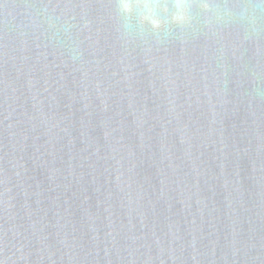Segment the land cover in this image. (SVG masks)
<instances>
[{
  "label": "water",
  "instance_id": "water-1",
  "mask_svg": "<svg viewBox=\"0 0 264 264\" xmlns=\"http://www.w3.org/2000/svg\"><path fill=\"white\" fill-rule=\"evenodd\" d=\"M0 0V264H264V0Z\"/></svg>",
  "mask_w": 264,
  "mask_h": 264
},
{
  "label": "snow or ice",
  "instance_id": "snow-or-ice-1",
  "mask_svg": "<svg viewBox=\"0 0 264 264\" xmlns=\"http://www.w3.org/2000/svg\"><path fill=\"white\" fill-rule=\"evenodd\" d=\"M160 6L161 7H167L166 0H161Z\"/></svg>",
  "mask_w": 264,
  "mask_h": 264
}]
</instances>
